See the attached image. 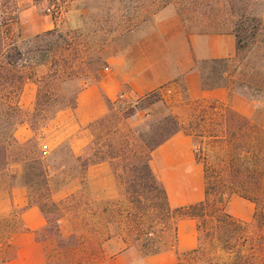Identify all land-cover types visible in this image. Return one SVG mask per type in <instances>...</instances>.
I'll list each match as a JSON object with an SVG mask.
<instances>
[{
  "label": "rangeland",
  "instance_id": "374dc122",
  "mask_svg": "<svg viewBox=\"0 0 264 264\" xmlns=\"http://www.w3.org/2000/svg\"><path fill=\"white\" fill-rule=\"evenodd\" d=\"M181 1H186L183 3L184 6L187 5L184 9L180 8ZM193 1L170 0L166 6L159 7L161 0H37L41 14L46 16L47 21H53L54 26L36 34L55 28L58 33L66 34L62 37H66V40L52 36L31 41L36 34H21L18 21L9 22L6 26L0 23L2 25L0 33L5 41L14 39L23 47L35 51L31 54L36 55L33 61H28L25 67L20 68V73L35 80L37 91L39 80L49 72L50 62L59 61L58 68L69 78L63 75L45 87L46 93L58 97L48 110V113H52L55 107L69 103L85 83L98 77V71L94 70L100 60L104 61L103 58L108 54L121 52L134 38L155 27L157 15L162 9L166 15L174 12L177 14L179 11L186 13L188 22L194 17L201 24L203 17L211 16L217 21L210 27L207 25L205 27L218 31L232 29V21L237 19L236 15L240 12L257 13L264 21V0H233L236 9L233 13L229 6H225L224 0H218V3L217 0H209L213 3L210 9H205L208 7L197 3L194 5ZM5 3V0H0V21L8 14L5 13L8 10ZM199 23L198 29L202 28ZM241 38L243 47L240 53L244 57L242 63L248 68L254 67V71L261 72L258 76L253 75L254 73L248 74L247 83L264 89V45L252 43L249 31L241 33ZM49 42L56 43L50 46ZM48 45L50 49L46 51ZM42 53L45 54L44 58L40 57ZM40 58L43 59V64L38 63L37 60ZM62 59L67 60L66 64L61 61ZM234 74V77L238 76V69ZM253 91L254 94H260L256 90ZM3 92L0 86V108L3 102L1 96L5 94ZM151 99H155L154 102L162 99L165 105L160 103V106L151 110L154 102L145 103V106L136 108L132 113L130 107L136 99L123 97L117 101L108 112L106 123L108 126L116 125L119 133L107 134L106 127H97L93 132L95 144L100 142V147L105 150L108 149L107 144H112L120 135H131L140 129L146 134L147 141L154 143L162 135L157 129L158 124L162 122L161 119L171 115L183 126L184 129L181 131L191 136L195 144L196 158L206 169L208 199L212 201L222 193L224 201L227 202L231 195H238L232 191L234 187L227 181L229 173L227 162L231 145L226 141L222 119L225 111L235 108L229 104L209 100L189 102L184 99L180 90L174 91L170 86L164 87L160 92H154ZM179 106L183 108L182 113L167 112L168 109L170 111ZM135 113L138 114V122H132L131 116ZM38 119L40 122L36 128L48 118ZM34 142L32 146L38 155H42L41 160L47 168L49 181V193L46 197L42 185H35L38 193L36 197L44 204L46 210L55 212L56 209L52 208L51 202L66 200L57 205V211L62 215L57 224L63 235L73 231L81 235L79 245L85 240L82 243L85 248L74 244L80 258L77 264H103L107 258L126 248L133 249L140 255V245L148 237H153L155 243L162 246L161 251L169 248L175 236L176 220L170 216L153 214L151 210L153 200H148L151 194L142 193L141 189L133 192L134 188L127 186V180L132 175L130 170L123 178L118 179L113 173V165L106 161L113 176L111 185L109 180L99 179L94 173L89 175L86 170L83 171L75 161L78 156L73 155L66 143L43 155L41 140L35 137ZM5 186L6 182H0V191ZM110 187L114 193H111ZM71 195L76 197L73 200L69 199ZM258 200L255 212L264 208V195ZM73 205H76L77 215L73 214L75 209ZM212 207L205 210L204 215L197 220L198 245L195 252L179 256V264H234L237 261L234 258L236 253L242 255L247 264H264V217L262 222L258 223L254 212L250 221L240 220L228 212L225 203L224 209L231 215L232 223L231 226H225V220L213 215ZM137 212L139 216L135 217ZM91 225L95 227V235L92 234ZM11 228L9 217L0 215V242H4ZM146 231L152 233L149 236L143 235ZM137 233L140 238L136 237ZM58 239L48 234L42 237L47 253L53 252ZM91 243L92 246H96V255L92 252L93 258L89 255L87 247ZM84 250L85 256L82 255ZM1 262L0 254V264Z\"/></svg>",
  "mask_w": 264,
  "mask_h": 264
},
{
  "label": "crops",
  "instance_id": "0c3cea01",
  "mask_svg": "<svg viewBox=\"0 0 264 264\" xmlns=\"http://www.w3.org/2000/svg\"><path fill=\"white\" fill-rule=\"evenodd\" d=\"M13 1L21 34L32 35L54 26L53 21H47L41 14L37 0ZM185 15L180 11L166 15L162 9L155 27L134 38L121 52L103 58L104 65L98 77L76 92L73 106L57 110L34 131L27 120L21 121L14 129L15 139L24 143L36 137L46 153L66 143L74 156H80L85 145L93 140L91 124L109 112L106 99L115 103L123 97L137 99L160 92L166 86L180 90L189 102L209 100L229 104L237 113L249 116L254 102L226 87L202 88L197 68V62L202 60L235 56L234 33L231 29L209 28L217 21L211 16L203 17L201 24L194 17L188 22ZM197 23L202 28L198 29ZM37 88L35 80L29 76L24 79L18 97L23 111L33 110ZM160 103L164 104L162 99L154 102L151 110ZM182 109L179 106L167 112L179 114ZM138 118L136 113L131 116L132 122H138ZM195 152L191 136L182 131L174 133L150 152V166L161 181L171 207L205 199L204 167ZM85 172L113 184L106 161L87 166ZM110 189L114 193L112 187ZM0 193V215L9 217L12 225L4 242H0L3 264H44L47 252L38 233L45 227L46 219L41 208L29 203L27 189L22 185L7 184ZM226 208L233 217L248 222L253 219L255 203L233 194ZM197 245V220L185 216L176 219L175 239L169 248L148 256H140L137 251L126 248L103 264H179V256L195 252Z\"/></svg>",
  "mask_w": 264,
  "mask_h": 264
},
{
  "label": "trees",
  "instance_id": "16d2710c",
  "mask_svg": "<svg viewBox=\"0 0 264 264\" xmlns=\"http://www.w3.org/2000/svg\"><path fill=\"white\" fill-rule=\"evenodd\" d=\"M5 1L9 11H5V13H8L7 17L0 21L3 26H6L9 22L15 23L17 21L14 1ZM169 2L170 0H161L159 7H164ZM224 2L225 6H229L232 13L236 10L233 0H224ZM181 3V9L187 7V5H183L186 1H181ZM196 3L200 6L204 5V7H208L205 9H210L213 4L209 0H194L193 4L195 5ZM236 17L237 19L232 21L233 26L231 29L236 37L237 43L235 56L231 58L202 60L197 62V68L200 73L202 88L226 87L231 92L255 102L253 103V111L249 116H244L232 109H228L225 111L222 119L226 141L231 145L227 162L229 169L227 181L234 187L232 189L234 193L256 204L259 201V197L264 195V89L253 87L247 83L248 78L246 77L248 74L251 73L252 75L254 73L253 75L258 76L261 72L254 71V67L248 68L246 64H243L244 57L241 56L240 52L243 47L241 33L246 31H249V38L252 40V43L258 42L264 45V21L257 13L240 12L237 13ZM0 26L2 25L0 24ZM0 36V86L4 91L3 93H5L1 96L3 102L0 108V182H6L9 186H24L27 189L29 203L38 205L46 219L45 227L38 233L41 239L46 234L59 238L53 247V252L46 254L44 264H77L80 262V258L78 257L74 244L79 245V238L82 239V236L77 235L76 231L63 235L60 232V226L57 224L60 216H62L59 213L60 211H57V205L62 204V202L64 203L66 200L51 202L52 208L54 210L56 209V212L45 209L44 204H41L39 199H37L36 195L38 193L35 189V185H42L45 197L49 193L47 168L41 160L42 155H38L35 147L32 146L33 143L35 144L34 138L24 143H19L13 135L15 127L23 120L29 122L33 131L36 130V125L40 122L39 117L43 119L50 118L57 110L66 106H73L75 104V96L69 103L59 105L52 110V113H48L49 108L58 100V97L56 98L52 94L46 93L45 87H48L54 80L59 79L63 75L67 77L58 68L59 61L54 60L50 62L49 72L42 77V80H39V90L37 91L33 110L31 112L23 111L18 105V97L26 77L21 75L20 68L25 67L28 61H33L36 55L31 54L35 51L23 47V45L17 43L14 39L5 41L1 33ZM52 36L62 38L66 34L58 33L53 28L44 31L42 34L34 35L31 41L39 38H50ZM62 39L66 40V37ZM26 42L28 43L29 40ZM52 43L56 42H49V45L51 46ZM49 45L46 51H49ZM40 57L44 58L45 54L42 53ZM42 58L37 60L38 63H44ZM61 61L64 64L67 62L66 59H62ZM103 65L104 61L100 60V63L96 65L94 71H99ZM237 69L238 76L234 77ZM253 90L258 91L260 94H254ZM152 94L150 93L137 98L130 107V112L133 113L136 108L145 106V103H153L155 99H151ZM106 104L110 112L115 102L106 99ZM107 114L92 123L91 128L94 132L95 128L104 126L106 127L107 134L116 135L119 133V130L116 125H107ZM161 120L162 122L158 124L157 129H159L162 135L154 143L147 141L146 134L140 129L132 132L131 135L122 134L118 138L116 137L117 139L113 140L112 144H107L108 149L102 150L99 144L100 142L98 143L99 145L97 143L95 144L93 133V140L85 145L82 154L75 161L79 163L83 171L91 164L108 161L113 165V173L118 179L123 178V175L130 170L132 175L127 180V186L134 188L133 192L141 189L142 193L146 192L148 195L151 194L150 198L148 196V200H153L151 208L153 214L170 216L175 220L185 216L199 220L204 215L205 210L213 206V215H216V218L225 220L227 224L225 226H231V215L224 209L226 201L222 197L223 194H218L217 198L212 201L208 199L206 169H204L206 194L203 201L179 207H171L169 205L165 189L150 166V152L171 135L184 128L171 115H166ZM114 160H116V163ZM12 166H15V168L12 169ZM224 186L228 187L229 185ZM75 197L71 195L69 199L73 200ZM72 207L75 208L73 209V214L77 215L76 205ZM138 216L137 212L135 217ZM255 217H257V222L261 223L264 217V208L257 209ZM94 228L91 225L92 234L95 232ZM151 233V231H146L143 235L149 236ZM136 235V237L140 238L139 233ZM174 239L175 236L173 241ZM84 241L79 246L84 247L82 244ZM155 242L153 237H148L143 241L140 245V256H148L160 252L163 248ZM87 247L90 253L88 254L93 258L96 246H92L91 243ZM82 253L85 256L86 250ZM234 258L237 259L234 264H247L243 256L239 253H236ZM1 264H3V260Z\"/></svg>",
  "mask_w": 264,
  "mask_h": 264
},
{
  "label": "built area",
  "instance_id": "2783aa9c",
  "mask_svg": "<svg viewBox=\"0 0 264 264\" xmlns=\"http://www.w3.org/2000/svg\"><path fill=\"white\" fill-rule=\"evenodd\" d=\"M42 153H43V154H46V151L43 149V150H42ZM57 222L59 223V221H57Z\"/></svg>",
  "mask_w": 264,
  "mask_h": 264
}]
</instances>
